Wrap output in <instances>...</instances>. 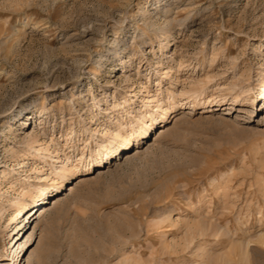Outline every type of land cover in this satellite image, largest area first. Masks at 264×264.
Masks as SVG:
<instances>
[{"label": "rangeland", "instance_id": "374dc122", "mask_svg": "<svg viewBox=\"0 0 264 264\" xmlns=\"http://www.w3.org/2000/svg\"><path fill=\"white\" fill-rule=\"evenodd\" d=\"M193 97L221 103L204 111ZM125 98L134 114L168 107L167 132L157 137V116L146 138L81 176L92 161L77 157L113 140L106 111ZM35 133L45 162L24 155ZM56 154L75 164L59 192L82 180L62 202L49 196L27 247L38 213L27 222L9 199L25 174L38 184L35 170L59 165ZM125 253L138 264H264V0H0V259L123 264Z\"/></svg>", "mask_w": 264, "mask_h": 264}, {"label": "bare ground", "instance_id": "6f19581e", "mask_svg": "<svg viewBox=\"0 0 264 264\" xmlns=\"http://www.w3.org/2000/svg\"><path fill=\"white\" fill-rule=\"evenodd\" d=\"M126 63L127 62H124L122 64V66L125 67ZM124 70L127 71L128 67H125ZM178 82L179 81H176V83H178ZM168 92H170V91H168ZM185 92H187V90L182 92V95ZM201 93H203V92H201ZM260 97H262V95H260ZM156 99H157L156 96H153V97H148L145 101L154 102V101H156ZM196 100H197V98H194V97H193V100H191L193 102L192 104H193L194 108L195 109L205 108L206 110H204V111H211V110H213V108L215 109V107H217L216 105H220V103H221V102L220 103L216 102L214 104H211L210 108H207V106L200 103L199 100H197L198 102ZM233 100L238 101L239 96L235 95ZM235 101H233L232 103L237 104ZM104 102H105V100H102V99L96 100L94 103L95 109H97V108L103 109ZM112 102H113V104H112L111 108H115V110H113L115 113H117V109L125 108L127 111L126 115H124V114L119 115V113H117V115L114 116L113 115L114 112L106 111V113L108 112L110 114L109 117L113 118L112 121L114 120V122L116 124H118V130L114 133L113 140L112 141L110 140L109 144L103 146V142L101 140L98 141V143H97L98 148L93 153L94 155L86 156V155L82 154L79 157H77L78 160L76 163L84 162V161H87L89 159H91V161H92V162H89V164L84 168V171L80 174L81 176L90 175L91 173H95L97 171L101 172L102 170H105L108 167L107 164L110 161V160H108L109 158H111V159L116 158L117 155H119L121 152L127 151L128 149L130 150L131 147L134 145V141L146 138V136L149 135L151 133L152 129L154 128V125L158 119L157 116H161L162 121H164V124L161 126L159 134L157 137H159L162 134H164L165 132H167L166 131L168 128L167 122L170 121L169 116H168L169 108L164 107L161 103L155 104L156 107H152L153 109L151 108V110H146L145 112L140 111V113L134 114V113L129 112V109L131 108L130 98H125L123 101L114 99ZM167 102L171 106H173L177 102L176 101V94L170 93V95L168 96ZM127 105L129 107H125ZM225 114H228V112L226 111ZM126 116L129 117L128 118L129 120L133 119V120L137 121V123L136 124L131 123L130 128L128 129L129 132L127 133V135H124V133L122 131H123V128L126 126L125 125V122L127 119V118L125 119ZM92 122H95V120H93V117H92ZM27 138H28L29 147L24 152V155H31V156H33V158L35 160H42L45 162L46 161V155L51 154V152L49 151V148L47 146H43L42 143H38L39 138L37 137L36 133L30 134V135L28 134ZM112 143L118 144L119 147L118 148L113 147V145H111ZM37 144H39V146ZM101 148H104V150H106V151L103 153ZM103 155L105 156L104 158H103ZM51 160L53 162H61V163L59 165L55 164L54 167H52L53 169L51 170V172L47 173V174L43 173L39 169L35 170L36 172L41 174V175L37 176L36 181L38 184H36L34 182V180L31 178V176L29 174H25L24 178L22 179L23 188L21 189V191L19 192L18 195L12 196L9 199L10 200L9 206L11 208H15L18 212V215H20V216L23 215L24 217H26L25 220L27 222L30 221L31 217L35 213H38V215L35 216L36 223H35L34 228H33V233L31 232V234H29L27 237V241L29 242L27 244V247H31L34 244V241L31 240V236H33L36 228H38L40 226V224L42 223V220L44 219V216L49 211L48 207H47V205L49 204L48 203L49 196H51V194L53 196L55 195L52 198L53 199L52 202H54V203H58L59 201L62 202L61 201V199L63 198L62 196H67V195L71 194L73 191H75L77 189L79 183L82 180L80 177H77L71 184H69L67 186L68 190H65L63 193L59 192V188L61 187L60 183L64 180L68 179L69 177H71L74 174L75 164H72V162H73L72 154H68V155L66 154L64 159H60V156L56 154V155L52 156ZM110 164H113L112 160L110 161ZM95 166H98L99 169H97V170L94 169ZM102 166H104L103 169H102ZM7 172L8 171H6L4 169L2 171V176H6ZM51 173L54 174L55 177L50 176ZM14 174H16V171L14 172ZM13 178H14V176H13ZM53 192H55V193L53 194ZM33 209H36L35 213H32ZM1 212H2V210H1ZM17 221H18L17 218L12 217V222H17ZM198 224L199 225H197V226L199 228V231H201L204 226L201 225L199 222H198ZM189 228H192V227L189 226ZM12 230H15V231L12 232V234H11L12 235L11 239H10L11 241L14 239V236H15L16 230H17V226L14 225V227L11 229V231ZM189 241H191V240L187 239V242H189ZM121 256H122V258L120 259V261L123 262V264H129V263L138 264V262L140 261L139 258H137V256L129 255L128 253H125ZM32 261L33 260H31L30 257H27V263L28 264H33ZM11 262H12L11 256L6 257L4 259H0V264H12Z\"/></svg>", "mask_w": 264, "mask_h": 264}]
</instances>
